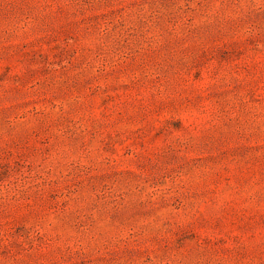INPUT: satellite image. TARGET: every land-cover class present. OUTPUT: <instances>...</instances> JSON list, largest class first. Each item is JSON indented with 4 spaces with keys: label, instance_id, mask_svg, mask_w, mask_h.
<instances>
[{
    "label": "rangeland",
    "instance_id": "1",
    "mask_svg": "<svg viewBox=\"0 0 264 264\" xmlns=\"http://www.w3.org/2000/svg\"><path fill=\"white\" fill-rule=\"evenodd\" d=\"M0 264H264V0H0Z\"/></svg>",
    "mask_w": 264,
    "mask_h": 264
}]
</instances>
